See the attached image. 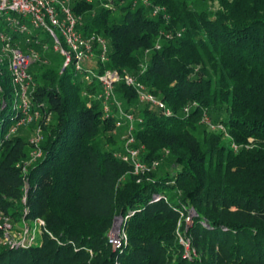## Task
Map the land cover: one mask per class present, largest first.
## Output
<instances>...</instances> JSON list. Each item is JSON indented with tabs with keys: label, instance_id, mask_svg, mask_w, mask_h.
Here are the masks:
<instances>
[{
	"label": "trees",
	"instance_id": "obj_1",
	"mask_svg": "<svg viewBox=\"0 0 264 264\" xmlns=\"http://www.w3.org/2000/svg\"><path fill=\"white\" fill-rule=\"evenodd\" d=\"M215 1L218 7L210 8ZM133 2L76 1L73 10L83 16V34L107 42L108 58L96 71L135 74L170 110L138 108L135 90L114 83L116 100L141 119L133 135L144 148L143 161L161 159L171 172L131 173L115 155L116 108L111 104L113 112L103 113L99 81L88 83L73 63L64 67L46 52L48 62L30 69L33 101L43 102L53 121L41 123L43 155L25 180L18 163L35 144L20 131L6 137L15 120L4 71L0 211L15 220L43 218L60 242L43 233L29 247H0V264H264V0H149L165 8L167 19ZM206 110L223 113L213 121L229 137L199 130ZM117 215H127L125 239L113 248L108 232Z\"/></svg>",
	"mask_w": 264,
	"mask_h": 264
},
{
	"label": "built area",
	"instance_id": "obj_2",
	"mask_svg": "<svg viewBox=\"0 0 264 264\" xmlns=\"http://www.w3.org/2000/svg\"><path fill=\"white\" fill-rule=\"evenodd\" d=\"M76 1L90 2L91 0H0V112L7 106L8 100L2 81L3 67L7 64L12 85L9 100L15 120L6 137L17 134L20 127L32 123L38 124L37 134L35 138L31 139L35 144L33 151H31L28 159L18 163L26 180L29 168L43 155V151L39 147L43 139L41 123L42 121L44 124L49 123L52 116L51 112L45 110L43 102L33 101L36 81L30 69L38 60H41L40 53L33 44L39 43L44 51L49 49L47 43L40 40L35 33V30L43 29L53 39L56 50L63 55L64 67L73 63L75 70L83 76L85 81L90 83L94 78L99 81L101 92L97 95V98L101 100L103 113L105 115L111 114L113 111L110 109V105L112 104L115 106L119 117L128 125V131L124 136V150L117 152L115 155L131 166V173L142 176L155 168L160 160L154 159L150 163L143 161L141 151L144 148L135 145L133 135L135 123L136 121L140 122L141 119L136 118L133 113L122 108L114 95V83L122 80L127 86L135 90L139 101L163 109L166 115L170 114V110L165 107L159 97L155 96L138 80L135 74L125 70L120 73L117 70H106L103 73L96 71L97 62H105L108 58L107 42L96 33L83 34L80 30V26L83 24V16L77 15L73 10V3ZM139 2L150 7L152 15L155 16L161 13L163 18H168L164 7L152 5L149 0H134L133 3ZM103 6L108 7V4H103ZM14 34L24 36V39L17 38ZM176 34L179 35V32ZM169 37H171V34L167 33L165 38ZM155 48H159L158 42L155 44ZM148 52L149 50H145V53ZM94 59L96 60L95 65H91ZM44 61L48 62L47 59H44ZM139 72H143V67ZM89 97L95 96L89 95ZM194 105V102L185 105L182 112L187 115ZM200 122L206 125L209 131L221 132L224 137H229L225 126L220 122L212 121L206 115V111L201 115ZM231 146L233 149H237L234 143ZM24 191L23 201L26 202L27 183ZM159 198L160 195L156 194L152 200L156 201ZM191 211V209L187 211L184 221H190L189 213ZM26 212H28V208H25ZM126 218L127 215L122 217V220L124 221ZM23 221V226L20 230H17L12 222V217L0 211V245L3 247H29L37 244L43 233H48L50 237L60 242L58 237L47 229L43 218L36 217L32 221H26L25 219ZM123 221L121 222L123 223ZM121 230L122 235L113 234L111 236L108 234V242L113 248L119 247L121 241L125 239L122 227ZM180 241L183 242L181 237Z\"/></svg>",
	"mask_w": 264,
	"mask_h": 264
},
{
	"label": "rangeland",
	"instance_id": "obj_3",
	"mask_svg": "<svg viewBox=\"0 0 264 264\" xmlns=\"http://www.w3.org/2000/svg\"><path fill=\"white\" fill-rule=\"evenodd\" d=\"M92 4H94L95 6V0H91L90 1ZM210 6V8L212 9H216L218 7V4H217V1L215 2H210L208 4ZM35 33L37 34L38 33V38H40V40H42L43 42L47 43L48 45V50L44 51V49L41 47L40 50L38 49L39 53H40V58L41 60H38L39 63H47L44 61V58H42V54L43 53H46L48 52V55L49 57L54 60L55 62L57 63H62L64 61V57L63 55L60 54V52H58L55 48V43L53 41V39L51 38V36L43 29H38V30H35ZM22 39H24V36H20ZM95 62L96 60H92L91 62V65H95ZM3 70L9 75L10 74V71L8 70V65L6 64L4 67H3ZM148 103L146 102H143V101H138V104H137V107H142L143 105H146ZM150 105V104H148ZM110 109L112 110V107L110 105ZM8 114H11L10 113V110L8 112ZM206 115L213 121L215 120V117L216 115L218 116H222L223 113L219 112L218 110H206ZM11 116V115H10ZM116 118L115 120V125L113 127V134H114V140H115V144L113 145L114 148H118L121 152L122 150H124V143H125V138L124 136L126 135L127 131H128V125L126 122H124V120H122L120 117H119V114L118 112H115V116ZM51 120L53 121V116H51ZM51 121V122H52ZM48 124V123H47ZM13 126V124H11ZM199 130H201L202 128H207L206 125H203L201 122H199ZM37 126L38 124H36L34 127H26V128H23V129H19V133L21 134H24V135H28L30 140L35 138L36 136V130H37ZM107 148H111L110 145H107L106 146ZM33 151V147L30 149V152ZM143 151V150H142ZM141 151V153H142ZM118 152V151H117ZM165 153H168V152H165ZM30 155V154H29ZM29 157V156H28ZM28 159V158H26ZM24 159V160H26ZM23 160V161H24ZM21 161V162H23ZM124 162V161H123ZM126 163V162H125ZM128 164V163H127ZM170 171L171 172V168L169 167V165L167 163H165L163 160L160 159L159 163L156 165L155 168H153L150 172H154L155 174H164L165 172ZM149 172V173H150ZM189 213V212H188ZM8 215V214H7ZM190 215V221H185V224H184V227L185 229H187V227H189L191 225V222H192V217L194 215V212L191 211L189 213ZM10 216V215H8ZM122 217L120 215H117V216H114L113 218V221H112V225H111V228L108 232L109 235L113 236V234L115 235H122V230H121V227H122ZM12 222L14 224V227L17 229V230H20L21 227L23 226V223L24 221L23 220H15L12 218ZM188 222V223H187ZM189 225V226H188ZM183 240L182 244L184 245V248L186 250V253L189 254L190 251L192 252V250L190 249V245L189 243H187L188 241H186L185 237H183V235L180 236ZM109 243V242H108ZM0 247H3L2 245H0Z\"/></svg>",
	"mask_w": 264,
	"mask_h": 264
}]
</instances>
